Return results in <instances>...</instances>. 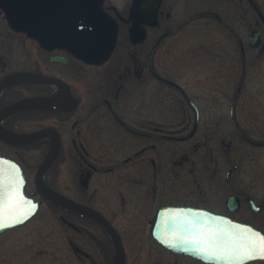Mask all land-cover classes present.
Returning a JSON list of instances; mask_svg holds the SVG:
<instances>
[{
  "label": "flooded vegetation",
  "instance_id": "1",
  "mask_svg": "<svg viewBox=\"0 0 264 264\" xmlns=\"http://www.w3.org/2000/svg\"><path fill=\"white\" fill-rule=\"evenodd\" d=\"M253 1L261 10L257 0H0V156L19 163L24 193L39 204L27 221L16 222L23 209L4 218L0 264H116L120 249L124 264H137L131 239L107 210L113 215L123 211L129 203L117 202L116 195L125 191L135 199L130 205L142 212L153 197L150 191L156 190L155 174L160 178L156 198L164 200L146 225L164 253L163 264L221 263L159 241L152 227L161 206H170L167 223L172 214L192 217L191 211L201 208L252 223L264 233V172H239L235 164L227 171L186 173L185 155L170 160L155 142L156 136L186 142L202 127L203 107L197 100L204 97L195 89L209 77L199 74L215 64L175 59L184 51L180 43L176 47V38L187 29V20L210 12L224 24L231 57L227 93L233 96L235 62L245 79L251 49L264 46L259 28L264 13ZM208 2L221 8L227 4L226 19L218 6L204 7ZM251 5L259 15L253 28ZM254 28L262 33L258 46L250 43ZM187 83L197 85L189 91ZM46 97L51 100H39ZM233 106L232 121L239 130ZM185 113H194L195 121L169 122ZM156 116L166 121L156 125ZM182 130L187 133L178 134ZM55 142L58 150L43 172V183L102 215L119 234L120 245L96 213L57 202L39 189L38 169ZM28 153H35L29 156L35 161H28ZM203 184L210 186L205 190ZM231 195L236 202H229ZM44 208L50 218L37 219Z\"/></svg>",
  "mask_w": 264,
  "mask_h": 264
},
{
  "label": "rangeland",
  "instance_id": "2",
  "mask_svg": "<svg viewBox=\"0 0 264 264\" xmlns=\"http://www.w3.org/2000/svg\"><path fill=\"white\" fill-rule=\"evenodd\" d=\"M257 3L264 13V0H257ZM217 6L226 19L227 4L221 8L218 2H208L204 7L213 10ZM182 17L180 16L179 18ZM258 18L259 15L251 5V28L256 25L255 22ZM176 19L177 21L179 20L178 18ZM186 28V30H183V34L181 32L176 38V47L180 43L179 46L184 51L179 52V56L175 53V59L185 60L187 64L196 63V61H198V64L199 62L205 65L215 64V67L207 70L206 74L204 72L199 74L201 76H209L202 83L203 87L197 86L198 88L195 89V83H187L186 85L188 86L187 90L195 89L202 98L204 97V99H196L200 106L203 107V114H201L202 127L197 136L186 142L160 141L158 136H156L155 142L162 149L168 151L170 160H174L184 154L182 170L186 173L191 171H227L233 168L235 164L238 165L236 171L239 172H264V145L256 146L248 141L264 142V46L251 49L249 70L245 79L242 77V72H240L242 69L241 64L237 65V62H235L234 95L230 96L227 93L228 83L226 81L229 79L227 74L231 57L229 58L228 56L230 47L228 48L227 46L224 24H221L213 13L205 12L197 18L188 19ZM259 28L264 32V24L262 22L259 24ZM184 52H186V57H184ZM240 58V56L233 57L236 60ZM160 102H163V100H160ZM233 102L235 119L247 138H244L233 124L231 118ZM165 121L161 116H156L155 118L156 125ZM173 121H175L174 123H193L195 114L191 113L189 115L185 113L177 115L175 120L173 119L169 122ZM32 124H25V127L30 128ZM163 132L172 133V131ZM155 133L159 134L157 131ZM180 133L186 134L187 131L182 130L178 134ZM33 155L35 153H28V156H26L28 161H35V157L33 159L29 157ZM74 165H77L76 162ZM113 174L115 173L109 175ZM154 180L156 190L150 191L153 193V197L142 212H137L136 207L130 205L135 203V199L130 200L125 191L120 192L122 194L120 196L116 195L117 202L129 203L126 204V207H123V211L119 210L117 214L113 215L107 210L124 235L131 239L133 254L135 252L138 257L136 258L137 264H163L164 253L161 248L151 241L149 226L146 225V221L154 213L156 207L164 200L162 197L156 198L160 187L159 174H155ZM120 181L125 182L127 180L121 178ZM202 186L207 187L205 188L206 190L210 185L203 184ZM46 211L44 208L40 215L37 216V219L50 218V216H46ZM111 212L114 213V210ZM145 216V223L142 224L135 221ZM45 232L41 234L44 236L46 235ZM43 255L45 254L43 253ZM48 261L49 264L50 260Z\"/></svg>",
  "mask_w": 264,
  "mask_h": 264
},
{
  "label": "water",
  "instance_id": "3",
  "mask_svg": "<svg viewBox=\"0 0 264 264\" xmlns=\"http://www.w3.org/2000/svg\"><path fill=\"white\" fill-rule=\"evenodd\" d=\"M159 2V0H158ZM155 23V22H154ZM262 37L261 32L259 29L252 30L250 34V43L253 46H257L261 43ZM51 100L50 97H46L45 99L39 98V100ZM37 99H28L25 103H35L36 101H39ZM46 130L37 131L33 133H27L26 138H32L41 134H44ZM12 135H8V137L11 138ZM58 150V144L57 142L53 143L50 147V150L44 159L42 165L39 168L38 174H37V184L39 188L41 189L42 193L51 199H54L60 203L66 204V205H73L77 208H79L82 211H91L96 213L94 210L89 209L87 206L78 203L74 201L73 199L53 190L52 188L48 187L42 182V174L51 161L52 157L55 155V153ZM0 167H2L6 172H10L14 175L16 181H17V188L16 191L20 193L22 199L27 200L29 203L24 207L23 212L25 211V214L22 215V217L18 220L20 221H27L30 218H32L37 210H38V201H35L32 197L27 196L24 193V177L22 174V168L11 158L0 156ZM236 200L235 195H231L229 198V202H233ZM236 202V201H235ZM170 206H161L157 214L155 215V223L152 227V233L154 236L164 244H167L171 247H174L176 249L190 252L197 254L207 260L215 261L221 264H239V261L237 259L236 253H231L228 251H217L215 255H213L211 252H205L201 251L202 245L195 244L190 242L189 240V233L181 230L180 224H174L172 218L178 217L181 221L185 222L184 227H187L188 221H193L196 224L200 225L201 227H204L206 229H226L230 233H240V232H246L250 234H260L264 235L263 231L253 225L252 223L235 220L231 217H226L223 215H218L217 213H214L212 211L206 210V209H199L192 210L194 216L190 217L188 215H180L175 216L174 214L170 215L171 222L167 223L166 218L168 215V208ZM237 208V204L233 209ZM184 212V211H183ZM96 215L102 219L104 222L107 223L108 228L112 231L113 235L116 237L118 244L120 245V236L115 231V229L110 225V223L99 213H96ZM182 216V217H181ZM26 217V218H25ZM106 220V221H105ZM248 261V260H246ZM245 262V261H243ZM116 264H124V256L123 252L120 249L117 256V263Z\"/></svg>",
  "mask_w": 264,
  "mask_h": 264
},
{
  "label": "snow or ice",
  "instance_id": "4",
  "mask_svg": "<svg viewBox=\"0 0 264 264\" xmlns=\"http://www.w3.org/2000/svg\"><path fill=\"white\" fill-rule=\"evenodd\" d=\"M16 188L17 181L14 175L0 167V227L3 226L6 216L21 214L22 209L29 203L22 199ZM172 220L174 224L181 225L182 231L189 233L190 242L202 245L201 251L211 252L213 255L217 251L236 253L239 264L246 260H264V235L230 233L226 229H206L193 221H188L187 227H184L185 222L178 217H173Z\"/></svg>",
  "mask_w": 264,
  "mask_h": 264
}]
</instances>
